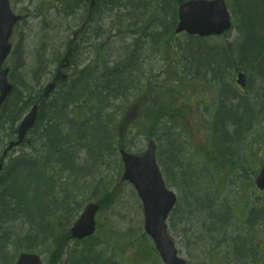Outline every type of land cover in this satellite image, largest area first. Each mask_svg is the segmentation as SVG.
<instances>
[{
    "label": "rangeland",
    "instance_id": "obj_1",
    "mask_svg": "<svg viewBox=\"0 0 264 264\" xmlns=\"http://www.w3.org/2000/svg\"><path fill=\"white\" fill-rule=\"evenodd\" d=\"M225 1L232 29L199 42L186 34L172 35L176 0H100L88 20V0H75L71 5L78 7L72 10L66 0H9L22 20L13 30L12 52L4 65L15 95L0 109V155L15 138L20 119L39 101L43 86L54 78L73 32H79L78 52L66 71L70 81L82 78L88 84L86 93H92L98 72L106 67L117 79L123 71L125 88L122 84L119 95L110 96V123L105 124L110 152L102 158L89 155L79 143L72 154L74 169L43 164L40 127L9 154L0 194L11 163L25 157L39 163L41 175L24 184H30V201L34 185L44 199L42 205L41 198L29 203V221L21 211L13 213L11 198L5 207L0 204V264H14L21 252L37 254L44 264H162L143 231L141 203L132 186L121 181L119 149L139 156L149 141L155 143L166 187L177 196L167 226L186 263L264 264V191L255 186L264 160V76L248 67V73L243 71L245 90L236 86L233 67L244 70L248 63L237 52L243 40L235 6L239 0ZM240 10L245 13L243 4ZM251 17L255 32H264V3L252 9ZM254 37L259 45L261 38ZM258 51L252 46L248 53L253 57ZM45 60L48 67L43 66ZM36 87L38 97L31 101ZM89 94L86 112L94 99ZM236 102L250 103L255 121L249 125L243 120L247 129L241 135L228 128L216 136V128L228 125ZM72 110L61 123V136L71 131ZM74 111L76 122L89 115ZM87 140L92 145L96 137ZM183 175L189 189L182 184ZM89 203L99 206L96 232L74 242L68 231ZM228 214L230 223L221 227ZM242 246L247 251L238 248Z\"/></svg>",
    "mask_w": 264,
    "mask_h": 264
},
{
    "label": "water",
    "instance_id": "obj_2",
    "mask_svg": "<svg viewBox=\"0 0 264 264\" xmlns=\"http://www.w3.org/2000/svg\"><path fill=\"white\" fill-rule=\"evenodd\" d=\"M97 0H89L92 9ZM20 19L12 13L8 0H0V107L12 90V85L7 81L8 69L2 65L11 50L9 38L14 25ZM230 29L229 14L223 0H190L181 4L178 8V24L175 33L186 32L189 35L199 37L220 36ZM74 49L70 46L66 58L61 62L60 68L67 66V57L71 56ZM58 80L65 77L58 74ZM236 83L243 89L245 87V76L237 74ZM55 84L49 83L44 88L43 99L47 98L53 91ZM38 105H34L31 111L22 119L18 130L17 140L8 144L3 152V160L8 151L19 146L27 131L30 130L36 120ZM124 164L123 180L131 183L143 206L144 231L153 240L155 248L163 264H186L178 257L175 245L167 234L165 224L168 215L172 211L176 196L165 188L164 181L159 173L155 162V145L149 142L146 152L139 157L133 156L120 150ZM2 164L0 163V171ZM259 190H264V164L256 178ZM98 210L95 204H88L79 219L70 230L71 237L82 240L91 236L95 231L94 217ZM16 264H42L36 255L21 254Z\"/></svg>",
    "mask_w": 264,
    "mask_h": 264
},
{
    "label": "trees",
    "instance_id": "obj_3",
    "mask_svg": "<svg viewBox=\"0 0 264 264\" xmlns=\"http://www.w3.org/2000/svg\"><path fill=\"white\" fill-rule=\"evenodd\" d=\"M66 1L67 3H70V5L68 6L70 10L78 6H76V4L75 6L71 5V3H75V0ZM176 1L178 2V0ZM260 2L264 3V0H239V2L235 5L238 8L241 20V24L239 25L238 29L239 32L243 35L242 43L237 47V52L239 54L240 60L247 62L248 65L244 68V70L238 69L236 66H234L233 69L234 71L243 70L244 72L246 71L248 73L249 67L251 71L255 73H261L264 76V69L262 66V55L264 54V32H255L256 30L254 29L251 17L252 9ZM241 4L244 5L245 13L241 12L240 10ZM172 28L173 23L169 25V29ZM253 32L262 40L259 45L255 43ZM252 46L259 48V51L253 57H251L248 53L249 49ZM122 74L123 71L119 72L118 79L116 77L114 78L112 72H110V68L108 69L106 67L102 69V71L98 72V77L96 78L98 79V86L92 92L94 94V99H90L89 104L91 106L88 109V112L85 111L84 107L87 104L85 98L90 93H86V89L88 88V84L86 81L75 79L70 82L67 87L63 86L65 87V89L62 87L63 90L61 89L59 90V92H57V98L55 100L57 104L52 110V115L46 116L47 114L41 113L38 119L39 125L37 124L36 126L40 127L41 129V139H46V142L42 144V148L45 149L46 153L44 161L46 164H51L50 162H53L56 164H62V167L64 166L67 169H74L75 159L72 154L75 148L77 150V145L80 142L83 143L82 148H88L89 155L92 154L96 155L99 158H102L103 155L108 153V150L110 152V141L108 140L110 138V131L107 129L105 124L110 123V115L108 114L110 96L116 98L119 95L117 94V88H120L123 84L121 82ZM87 78L88 77H86V79ZM248 84L249 87H251V82L249 81V79ZM121 88H125L124 84ZM92 93H90L89 95H91ZM14 95L15 92L12 96ZM260 106L263 107V101ZM70 108L73 109L72 112L74 114V117L76 115L74 111L75 108L81 110L79 114H82L84 116L87 114L89 115L86 118H82L83 121L80 122H76L74 120V117H72V119L68 121L70 123L71 131L67 132L64 137H59L58 133L56 132V126L61 123L60 119L62 117L67 118L70 115ZM255 117L256 113L251 108L250 103L236 102V111L231 112L228 125H224L221 131L219 130V128H216V131L218 132L216 136L218 134L225 135V132L228 128H232L235 132L241 135L243 131L247 129V123L242 121L246 120L250 125V122L255 121ZM89 136L96 137V140L93 141L92 145L89 143V140H87ZM27 160L25 158H19L16 161V164H12L10 166L9 176L4 178V183L2 184L3 189L1 190L0 194V204L2 205V207H5L7 203L6 198H11L12 200H14V203L16 205V209L13 213L19 214L21 211L23 214V218L28 219L29 221L31 219L29 215L31 205H29V203L32 204L34 200L37 202L41 198V196H39V189L36 188V186L38 185H34L35 196L33 195L34 198L30 201L31 196L28 193L30 189L28 185L30 184L24 186V184H27L26 182H28L25 171H27L28 167L31 166V164H29ZM18 168L22 169L24 173L17 178H12L11 173ZM182 184L186 188V181H183ZM18 186L21 187L17 188ZM43 199L44 198H41L40 205H42ZM244 243L246 244V241H244ZM238 248L240 250L247 251V248L245 246Z\"/></svg>",
    "mask_w": 264,
    "mask_h": 264
}]
</instances>
